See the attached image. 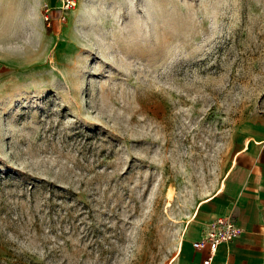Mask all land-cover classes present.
Returning a JSON list of instances; mask_svg holds the SVG:
<instances>
[{
  "label": "rangeland",
  "instance_id": "rangeland-1",
  "mask_svg": "<svg viewBox=\"0 0 264 264\" xmlns=\"http://www.w3.org/2000/svg\"><path fill=\"white\" fill-rule=\"evenodd\" d=\"M42 17L0 59V264H172L264 124V0Z\"/></svg>",
  "mask_w": 264,
  "mask_h": 264
},
{
  "label": "crops",
  "instance_id": "crops-1",
  "mask_svg": "<svg viewBox=\"0 0 264 264\" xmlns=\"http://www.w3.org/2000/svg\"><path fill=\"white\" fill-rule=\"evenodd\" d=\"M61 2L0 0V59L5 54L3 46L7 39L43 35L44 6L56 7ZM248 129L251 135L240 133L236 137L238 150L226 176V188L221 187L204 201L214 202L220 197L222 201L214 218L232 216L239 229L233 242L219 246L211 264H264V124L254 123ZM203 224L196 219L185 238L189 245L183 250L181 243L172 264H203L208 251L193 247L204 235L208 223Z\"/></svg>",
  "mask_w": 264,
  "mask_h": 264
},
{
  "label": "built area",
  "instance_id": "built-area-1",
  "mask_svg": "<svg viewBox=\"0 0 264 264\" xmlns=\"http://www.w3.org/2000/svg\"><path fill=\"white\" fill-rule=\"evenodd\" d=\"M78 4V0H62L61 4L56 7L45 5L43 9L44 21L47 26L57 23L65 24L68 16ZM239 229L232 216H224L213 220L209 223L204 231L203 237L193 243L196 250H207V257L203 260V264H211L213 256L218 251L222 243H229L235 240Z\"/></svg>",
  "mask_w": 264,
  "mask_h": 264
}]
</instances>
